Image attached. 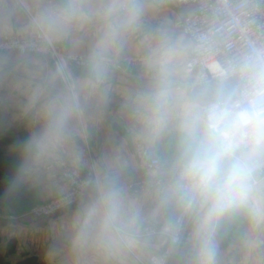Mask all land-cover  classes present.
<instances>
[{"label":"clouds","instance_id":"clouds-1","mask_svg":"<svg viewBox=\"0 0 264 264\" xmlns=\"http://www.w3.org/2000/svg\"><path fill=\"white\" fill-rule=\"evenodd\" d=\"M18 244L264 264V0H0V255Z\"/></svg>","mask_w":264,"mask_h":264},{"label":"trees","instance_id":"trees-1","mask_svg":"<svg viewBox=\"0 0 264 264\" xmlns=\"http://www.w3.org/2000/svg\"><path fill=\"white\" fill-rule=\"evenodd\" d=\"M18 251V245L14 248L7 251V253L0 255V260L3 261V264H14L11 260V256ZM19 254V258L17 259L15 264H34V254H31L27 251H21Z\"/></svg>","mask_w":264,"mask_h":264},{"label":"crops","instance_id":"crops-1","mask_svg":"<svg viewBox=\"0 0 264 264\" xmlns=\"http://www.w3.org/2000/svg\"><path fill=\"white\" fill-rule=\"evenodd\" d=\"M22 246V247H21ZM19 247H20V249L18 250L19 251V253L21 252V251H27V252H29V253H31V254H34L33 253V250L27 245V244H19ZM19 258V257H18ZM17 258V259H18ZM17 259H16V261H17ZM15 264V263H14Z\"/></svg>","mask_w":264,"mask_h":264},{"label":"rangeland","instance_id":"rangeland-1","mask_svg":"<svg viewBox=\"0 0 264 264\" xmlns=\"http://www.w3.org/2000/svg\"><path fill=\"white\" fill-rule=\"evenodd\" d=\"M22 247V246H21ZM20 249V247H19V244H18V250ZM19 251H17L15 254H13L12 256H11V260L13 261V263H16V259L19 257Z\"/></svg>","mask_w":264,"mask_h":264}]
</instances>
